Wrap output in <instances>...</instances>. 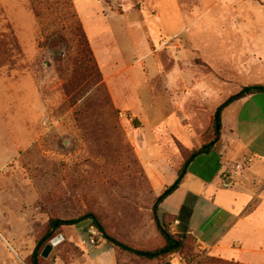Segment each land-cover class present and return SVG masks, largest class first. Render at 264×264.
I'll return each instance as SVG.
<instances>
[{"label": "rangeland", "instance_id": "374dc122", "mask_svg": "<svg viewBox=\"0 0 264 264\" xmlns=\"http://www.w3.org/2000/svg\"><path fill=\"white\" fill-rule=\"evenodd\" d=\"M259 5L0 0V264H30L51 220L86 214L133 249L162 247L152 206L191 152L213 141V114L221 105L216 97L199 102L191 79L185 87L178 83V72L187 68L191 75L193 65H201L193 32L200 58L218 66L213 54L224 43L225 25L214 19L264 15ZM55 33L64 44L48 41ZM206 70L197 69L196 80ZM242 82L234 79L220 92L237 94ZM206 85L217 88L212 80ZM243 159L225 158L224 171L241 167L229 187L220 176L207 201L230 212L217 215L222 226L209 240L180 231L210 235L217 228L210 215L204 218V188L193 173L205 157L158 207L166 230L189 235L187 252L141 260L110 245L86 220L59 228L40 248L38 264H264V161ZM166 213L177 216L179 230L176 217L163 218Z\"/></svg>", "mask_w": 264, "mask_h": 264}, {"label": "crops", "instance_id": "0c3cea01", "mask_svg": "<svg viewBox=\"0 0 264 264\" xmlns=\"http://www.w3.org/2000/svg\"><path fill=\"white\" fill-rule=\"evenodd\" d=\"M261 1L262 5H259V10L264 8V0ZM161 5V7L164 6V4ZM248 13L240 15L239 17L222 16L220 18H215L216 20L214 19L213 22L225 25L224 27L222 26V32L220 34V39L223 40L224 43L222 44V47L220 46L218 50L215 51L216 53L213 54V56L219 57L217 58L220 63L218 66H214L211 63L208 64L203 61V58H200V52L197 51L193 44V32L191 42L195 51L194 54L201 61V65H193L191 68V75L185 73L184 70L189 71L187 68L183 69V72H178V83L185 87L189 82L188 80L191 79L192 85L194 86L192 93L193 95L196 93V97L198 98L196 99L199 102H207L205 101L206 97H216L221 99V104L224 103L235 94L223 96L220 90L228 84L233 83L234 79H243L241 85L242 88L244 86L247 87L246 85L249 84L247 82L253 79L258 80L255 81L258 85H264V15H251ZM164 17L165 15H162L160 18L162 22H164ZM168 21L166 24L169 28L176 26L174 22ZM230 23H236L239 25H226ZM199 27L200 26L196 27V30ZM224 29L232 30L225 31ZM224 64L230 66L229 70ZM205 68L207 69V76L196 80V78H198L196 70H203ZM207 79L209 81L212 80L213 84L217 85V88L211 89L209 86L207 88ZM197 87L200 92L197 91ZM220 122L221 131L219 136V149L216 151L211 150L208 154L197 157L188 166L187 172L183 178V180H185L188 174L192 173L191 169L198 162L199 158L205 157V161L200 163L198 168L194 169L193 173L200 180L204 188V194L206 197V202L204 201L202 204L204 218H207L206 216L210 215L211 218L209 221L211 220L214 223H216L215 221H218L217 215L219 216L224 215L225 213H230L221 206H208V203L210 202H207L211 197V194H214L213 191L216 187V182L217 180H220V176L224 171L225 158L235 159L239 158V156H243L245 159L255 160L256 162L264 161V93L246 96L231 103L222 111ZM192 133L194 135L195 131L193 130ZM194 139L195 138L192 137L191 140ZM217 144H215L214 147H217ZM193 146L194 147L192 148L196 147V145ZM207 167L210 168L207 169ZM210 211L212 212L210 213ZM166 214L176 217V223L178 226H175L174 229L176 231L179 230L177 216L175 214ZM217 223V228L212 231L210 235H205V233H202L201 231H193L190 229H180V231L199 233L201 234L200 237L207 241L216 234V231L221 229L222 224H219V222Z\"/></svg>", "mask_w": 264, "mask_h": 264}, {"label": "trees", "instance_id": "16d2710c", "mask_svg": "<svg viewBox=\"0 0 264 264\" xmlns=\"http://www.w3.org/2000/svg\"><path fill=\"white\" fill-rule=\"evenodd\" d=\"M51 40L52 45L60 46L64 44V40L60 38L58 34H52L48 37V41ZM264 93V85H253L243 87L237 94L231 96L228 100L222 103L214 112L212 119V127L214 131V139L209 144L204 145L202 148L192 151L188 159L183 163L182 167L179 169L177 173V177L174 180L173 184L169 187L165 188V190L156 198L153 206H152V218L156 230L159 235L162 237L164 241V245L158 249L152 251H141L133 249L125 244H122L105 233L104 228L98 222V220L92 214H86L85 216L76 219V220H51L48 225V229L43 235V237L37 242L31 256H30V264H38L39 258V250L40 248L53 239L54 233L63 226H72L81 223L82 221L89 220L92 223V226L96 228V230L102 235L103 239L106 240L110 245L116 247L128 254L135 256L138 259L153 261V260H162L167 258L168 256L175 253H184L187 252V244L189 235L187 234H171L168 230H166L161 222L159 221V217L157 215L158 207L170 196L172 195L182 183V180L187 172L188 166L200 155L208 154L214 145L217 143L220 131H221V114L222 111L231 103L240 100L246 96L261 94ZM170 215H163V218H168Z\"/></svg>", "mask_w": 264, "mask_h": 264}, {"label": "built area", "instance_id": "2783aa9c", "mask_svg": "<svg viewBox=\"0 0 264 264\" xmlns=\"http://www.w3.org/2000/svg\"><path fill=\"white\" fill-rule=\"evenodd\" d=\"M243 161H245V159H243ZM242 161V163H244ZM245 164V163H244ZM241 164L240 165H233L232 169L230 171H224L222 173V184L224 187H229L231 186V182L233 180V176L234 174H238V170L240 169Z\"/></svg>", "mask_w": 264, "mask_h": 264}, {"label": "water", "instance_id": "95a60500", "mask_svg": "<svg viewBox=\"0 0 264 264\" xmlns=\"http://www.w3.org/2000/svg\"><path fill=\"white\" fill-rule=\"evenodd\" d=\"M59 241V238H56L55 240L52 241L51 244L47 245L44 249V251L42 252V257H47V255L49 254V252L51 251L52 247L54 245H56Z\"/></svg>", "mask_w": 264, "mask_h": 264}]
</instances>
